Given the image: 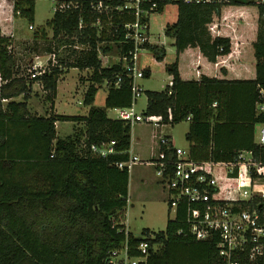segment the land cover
<instances>
[{"label": "trees", "instance_id": "trees-1", "mask_svg": "<svg viewBox=\"0 0 264 264\" xmlns=\"http://www.w3.org/2000/svg\"><path fill=\"white\" fill-rule=\"evenodd\" d=\"M35 4L36 0H16L14 16L33 22ZM176 4L177 21L166 27L177 49L176 61L167 67L172 84L161 92H146L144 115L162 116V125L190 122L186 139L195 162L229 163L250 151L264 163V146L255 140L261 122L256 104L259 88L264 87V3ZM77 21L76 16L56 14L47 23L53 38L41 29V39L49 41L45 51L40 52L36 40L31 48L40 54L54 52L56 44L57 50L64 45L72 48L74 37L80 35ZM97 35L85 30L80 41L88 43L89 49L72 50L65 59L59 56L62 67L64 60L73 59L70 69L92 70L84 99L89 113L60 115L54 112L59 82L66 73L50 62L43 75L23 76L14 41L0 27V78L4 81L0 85V264H110L113 252L126 243L130 256H139L135 246L152 233L145 230L143 238H136L125 224L131 172L118 164L130 159L133 125L108 114L133 105V79L122 62L106 66L98 52L100 48L104 53L119 50L123 54L133 46L98 45ZM147 48L158 61L167 55L163 47ZM185 61L191 63L189 71ZM210 65L212 72L206 67ZM147 71L145 77H150L151 70ZM35 83L46 94L49 116L33 115L28 108ZM104 85L108 88L105 106L95 107ZM21 96L22 101L15 100ZM57 122L76 123L74 133L60 138ZM112 141L115 154L93 153L92 146ZM216 175L226 187L225 201L236 177L223 168ZM251 203L264 216V199L254 198ZM184 217V211H179L164 232L153 233L156 238L151 245L158 248L148 264H177L179 256L174 251L182 249L196 252V264L216 261L215 242L178 234L180 229L187 231Z\"/></svg>", "mask_w": 264, "mask_h": 264}, {"label": "built area", "instance_id": "built-area-1", "mask_svg": "<svg viewBox=\"0 0 264 264\" xmlns=\"http://www.w3.org/2000/svg\"><path fill=\"white\" fill-rule=\"evenodd\" d=\"M54 14L76 16L77 29L80 35L74 37L76 42L71 46L76 51L89 49L88 43L80 40L85 37V30L97 31L98 45H125L133 48L126 53L114 56L118 63H123L127 74L132 77L133 105L130 108H117L114 111L120 119L131 123L145 122L160 127L162 116H142L136 113L135 106L143 91L137 79L146 76V69L140 68V52L151 45L150 19L168 3H183L193 6H226L232 0H53ZM262 4L264 0H255ZM16 0H0L3 13L10 10L15 13ZM20 15L21 12L19 11ZM54 15V16H55ZM34 30L35 26H29ZM4 36H9L2 33ZM11 51V47H10ZM99 58L104 62L115 52L104 53L98 49ZM50 55L48 65L41 57H37L35 70H31L32 78L41 76L52 66L59 65V51ZM47 67H44L46 66ZM40 67V70H38ZM61 67V65H60ZM4 81L0 78V85ZM172 84V83H171ZM256 112L261 117L259 137L256 143L264 146V87L259 88ZM171 113V112H170ZM172 117V116H171ZM116 142L92 146L94 154L108 157L116 153ZM161 151L155 164L157 176L168 191L169 209L175 217L184 211L187 231L180 229L179 235H191L197 241L215 242L218 251L213 264H264V216L257 207H251L254 198L264 199V189L257 185L264 181V163L256 159L252 152L243 151L234 162H195L189 150L176 148L169 136L160 138ZM126 162L118 164L120 169L130 172L135 165L145 162L137 155H132ZM223 168L228 176L236 177V185L229 187L227 198L222 195L225 185L218 179L216 170ZM156 235L146 236L135 249L137 257L129 254L128 243L113 252L110 264H145L157 245H151Z\"/></svg>", "mask_w": 264, "mask_h": 264}, {"label": "rangeland", "instance_id": "rangeland-1", "mask_svg": "<svg viewBox=\"0 0 264 264\" xmlns=\"http://www.w3.org/2000/svg\"><path fill=\"white\" fill-rule=\"evenodd\" d=\"M54 1L53 0H36L34 21L31 22L27 18L13 16L10 10L7 13H0V27L2 33L13 36L15 53L18 58L20 72L23 76L31 70H35L37 65V57L43 59L44 64L48 65L49 53H36L31 47L35 40L40 47V52L45 51L49 41L41 39L42 30L45 29L49 34V39L53 38V32L48 27V22L54 17ZM225 7H228L227 5ZM254 10V7H248ZM178 5L176 3L166 4L161 11L155 13L150 19L151 45L160 46L166 49L167 56L163 61H158L151 48H145L140 52V68L151 70V77L137 79V84L141 86L143 91L141 97L137 100L135 110L139 115L144 116L143 112L147 106L148 91L161 92L170 83V77L167 73V66L176 61L177 49L174 46V39L167 36L166 27L168 24L173 25L177 21ZM34 25L35 29L30 30L29 26ZM57 44L54 46V50ZM74 50L69 46H60L57 51L64 59ZM109 56L104 61V65L118 63V59ZM73 59L64 60L65 64L60 68L66 73L62 76L59 83L58 97L56 99V110L60 115H87L90 107L84 104L86 93L91 85L90 69H70L68 67ZM68 62V63H67ZM61 63V62H59ZM190 62L185 61V71H189ZM44 66V67H47ZM60 65V64H59ZM188 67V68H187ZM68 69V70H67ZM40 70V67H38ZM33 93L28 100V108L33 115L46 116L51 113L50 104L46 100V94L41 84L35 83ZM108 88L106 85L101 88L96 96L95 107H104ZM23 100V96L20 98ZM111 118H117V113L112 110L109 113ZM83 125V124H82ZM73 124L71 122H60L58 125V133L61 138L71 134ZM189 123L183 122L178 125H161L156 127L145 122H138L133 125L132 141L133 149H141L139 157L145 162L135 165L131 170V186L129 192V205L127 208V217L125 224L128 230L136 237L143 238L145 230L152 233L164 232L168 222L175 217L174 212L169 209L168 191L161 183L157 176L156 166L149 162L151 150L153 154H157L160 138L162 136H172L176 148L183 150L188 149L189 143L186 140ZM259 137V127H256V138ZM262 183L257 187H262ZM157 246L155 249L157 250ZM178 257L177 264H196L197 256L194 250H175ZM149 259L145 264H148Z\"/></svg>", "mask_w": 264, "mask_h": 264}, {"label": "crops", "instance_id": "crops-1", "mask_svg": "<svg viewBox=\"0 0 264 264\" xmlns=\"http://www.w3.org/2000/svg\"><path fill=\"white\" fill-rule=\"evenodd\" d=\"M2 12H3V10L2 9H0V13L2 14ZM7 13V12H6ZM0 18H2V15L0 16ZM166 30V29H165ZM174 39V38H173ZM174 46H175V39H174ZM165 49V48H164ZM166 50V49H165ZM167 52V51H166ZM167 56V55H166ZM166 58V57H165ZM226 61L228 60V59H225ZM174 63V62H173ZM228 63V62H227ZM172 64V63H171ZM171 64H169V65H171ZM168 67V66H167ZM208 69H210V72H212L213 71V68H212V65H210V67L209 66H206ZM216 71H217V69H216ZM227 72V71H226ZM230 73L231 72H233V70L232 71H229ZM168 73V72H167ZM151 74H152V72H151ZM169 75V74H168ZM151 77V76H150ZM169 77H170V83H169V85H171V83H172V77L169 75ZM63 79V78H62ZM61 79V80H62ZM60 80V81H61ZM60 83V82H59ZM58 90H59V86H58ZM107 94H108V91H107ZM107 97V96H106ZM21 97H19V98H17V99H15L16 101H22L21 99H20ZM147 104H148V98H147ZM146 109H147V106H146ZM146 109H145V111H146ZM110 111H112V110H109L108 111V114L110 113ZM144 111V112H145ZM144 112H143V114H144ZM54 113H56V114H58V112H57V110H56V106H55V112ZM46 116H49V114H47ZM186 122H188V121H186ZM59 123L60 122H57L56 123V126H57V133H58V125H59ZM72 124H73V127H72V132H71V134H69L68 136H70V135H72L73 133H74V129H75V126L77 125L76 123H74V122H71ZM183 123V122H182ZM189 123V126H190V122H188ZM178 125V124H177ZM173 126V125H172ZM175 126V125H174ZM188 131H189V127H188ZM188 131H187V133H188ZM132 132H133V128H132ZM186 133V134H187ZM58 136H59V133H58ZM68 136H66V137H68ZM60 137V136H59ZM66 137H64V138H66ZM169 137H171V139L173 140V142H174V139H173V137L172 136H170L169 135ZM61 138V137H60ZM64 138H62V139H64ZM133 140V139H132ZM187 140V139H186ZM189 143V142H188ZM174 144H175V142H174ZM157 146H158V152H157V154H153V149L151 150V156L149 157V158H147L148 160H150V161H156L157 160V158H158V156H159V153H160V151H161V147H160V144H156ZM189 147H190V145L188 146V149H186V150H189ZM142 152V150L141 149H136V150H134L133 149V141H132V144H131V149H130V153L132 154V155H139V153H141ZM143 160V159H142ZM130 179H131V176H130ZM263 185H261L262 187H259L258 186V188L259 189H264V181L263 182H261ZM260 183V184H261ZM130 186H131V180H130ZM129 192H130V189H129Z\"/></svg>", "mask_w": 264, "mask_h": 264}, {"label": "bare ground", "instance_id": "bare-ground-1", "mask_svg": "<svg viewBox=\"0 0 264 264\" xmlns=\"http://www.w3.org/2000/svg\"><path fill=\"white\" fill-rule=\"evenodd\" d=\"M149 69V68H148ZM147 74H148V71H147ZM144 94V93H143ZM129 108V107H128ZM118 120V119H117ZM121 121H123V120H121ZM190 121V120H189ZM260 145V144H259ZM138 245V244H137ZM122 249V248H121Z\"/></svg>", "mask_w": 264, "mask_h": 264}]
</instances>
